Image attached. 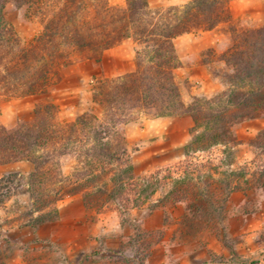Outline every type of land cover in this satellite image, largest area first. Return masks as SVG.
<instances>
[{
  "label": "trees",
  "instance_id": "1",
  "mask_svg": "<svg viewBox=\"0 0 264 264\" xmlns=\"http://www.w3.org/2000/svg\"><path fill=\"white\" fill-rule=\"evenodd\" d=\"M9 1L0 0V96L23 97L42 91L56 66L73 63L77 53L99 60L106 49L127 39L137 45L133 70L95 79L92 99L100 106L99 113L83 112L62 121L58 107L45 102L35 105L29 120L7 126L0 119V164L20 160L33 164L24 187L30 205L21 224L38 228L58 220L59 200L79 193L86 210L118 211L121 224L134 229L121 248L132 245L133 257L143 258L155 242L154 233L142 230L128 217L129 209L146 206L153 211L186 201L193 213L208 218L225 208L232 192L264 185V128L250 140L254 155L250 173L243 165L220 170L237 163L233 150L240 141L234 126L264 112V23L234 35L233 48L223 54L226 68L213 69L226 87L211 96L195 95L185 103L175 78L182 61L174 39L214 28L228 16L231 0H187L155 8L148 0H126L125 6L110 0H15L19 6H30L43 23V30L28 43L5 19ZM136 110L192 118L185 158L179 164L183 174L160 177L155 171L135 176L127 138L116 125L134 119ZM214 147L221 149L217 163L195 157ZM68 153L76 156L77 164L65 174L61 156ZM206 165L211 170L202 174L200 168ZM109 258L107 264H119L116 257ZM205 264L225 262L214 259Z\"/></svg>",
  "mask_w": 264,
  "mask_h": 264
},
{
  "label": "rangeland",
  "instance_id": "2",
  "mask_svg": "<svg viewBox=\"0 0 264 264\" xmlns=\"http://www.w3.org/2000/svg\"><path fill=\"white\" fill-rule=\"evenodd\" d=\"M148 1L155 8L187 0ZM110 3L125 6L126 0H110ZM4 16L26 43L43 30V23L27 4L19 6L15 0H10L4 9ZM263 23L264 0H231L228 16H223L214 28L198 29L174 39L176 49L179 47L182 54L194 47L191 48L189 43L195 44L199 53V56L195 53L192 57L195 64L193 80L185 77L182 69L175 74L185 103L195 95L211 96L226 87V83L214 75L213 69L226 68L223 54L233 48L234 35ZM125 44L118 54L134 49L135 63V41L130 38ZM101 57L98 60L86 53H77L73 63L57 65L42 91L33 94L36 99L33 104L23 99L27 96H0L1 121L13 126L18 120H29L33 117L35 105L45 102H52L58 107L62 121L73 120L83 112L99 113L100 106L92 99V86L97 77L124 73L110 74L112 67L121 66L116 55L107 58V74L102 72L88 77L74 74L64 78L62 69L80 63L82 69L88 71L93 61L99 63ZM129 60L127 56L124 62ZM194 90L198 93H192ZM134 115V119L118 122L116 127L127 138L135 176L142 178L155 171H159L160 177L183 174L179 164L185 158L184 145L189 139L192 118L189 115L156 116L139 110ZM262 128L264 112L256 118L237 123L234 130L240 142L233 150L237 163L231 167L222 166L220 170L243 165L250 173L254 168L250 140ZM220 156V147L195 154L200 160L212 159L215 163ZM61 163L64 173L70 174L76 167V156L73 153L64 154ZM209 170L208 165L200 168L202 174ZM220 170L214 172L216 177L220 175ZM0 175V264H107L111 262L109 257L119 259V264H205L214 259L225 264H264V185L232 192L225 208L215 211L214 216L208 215V218L193 213L186 201L169 203L153 211L146 206L129 209L126 215L142 230L153 232L155 237L149 254L137 258L139 256L133 257L132 245L121 248L134 232L132 226L122 225L120 214L115 209L86 210L79 193L66 194L59 200L62 218L46 222L38 228L21 224L25 219L23 213L30 205L29 195L24 191L28 173L21 168L3 170ZM167 187L169 185L159 188L153 199L160 197ZM95 252L100 254L95 255Z\"/></svg>",
  "mask_w": 264,
  "mask_h": 264
},
{
  "label": "crops",
  "instance_id": "3",
  "mask_svg": "<svg viewBox=\"0 0 264 264\" xmlns=\"http://www.w3.org/2000/svg\"><path fill=\"white\" fill-rule=\"evenodd\" d=\"M211 31V30H209ZM183 36V35H182ZM127 40L123 41L121 44H118L116 46H113L111 48H108L104 51V53L102 54V57H101V61L99 63H97L96 61H93L92 63V67L88 70V71H85L82 69V65L80 63H77L75 65H71L67 68H64L62 69V72H64V78L65 77H68V76H74V74L76 75H83L85 77H88V75H92V74H99V73H102L104 72L105 74H107L109 71L108 69H105V63L107 61V58L109 55H116V58L118 59V63L121 64V66L119 68H115L112 67L110 70V74L112 73H122V72H127V71H131L135 68V63H134V60H133V54H134V49L131 51H129L127 53V50H126V54H124L123 52H121L120 54H118V52L120 50H122L123 48H125L126 46V43ZM188 44H185L184 46H187ZM189 46H194L192 49L188 50L186 54H182L181 53V50L179 49V47L177 48L178 50V53H179V57L182 61V66L181 67H178L175 69V74H179V72H184L185 73V77L188 76L191 80H193V76H192V71H193V68L195 67V64L193 63V56L195 57V53H196V56H199V53L197 54L198 50L196 49V45L195 44H191L189 43ZM118 54V55H117ZM128 54V55H127ZM127 56L130 58V60L128 62H124V60L127 58ZM86 64V63H84ZM179 69L181 71H179ZM63 74V73H62ZM199 91L202 90V89H198ZM192 93H198V91H192ZM33 95L31 96H27V97H24L23 99H27L28 101H26L28 104H33V102L36 100L34 99V97H32ZM56 101H58V99L56 98L55 99ZM54 100V102H55ZM21 168H24L26 170L27 173H29L32 169H33V164L32 162L30 161H27V160H20V161H16V162H13V163H9V164H0V173H2L3 170H11V169H21ZM1 176V175H0ZM60 218H62V210L60 209ZM53 226H57V225H53ZM38 233H39V230H38Z\"/></svg>",
  "mask_w": 264,
  "mask_h": 264
}]
</instances>
